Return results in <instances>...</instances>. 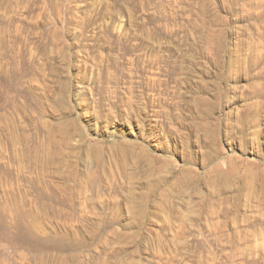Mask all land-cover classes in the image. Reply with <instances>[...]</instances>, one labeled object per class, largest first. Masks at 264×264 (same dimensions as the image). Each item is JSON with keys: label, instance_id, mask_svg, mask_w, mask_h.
Here are the masks:
<instances>
[{"label": "rangeland", "instance_id": "374dc122", "mask_svg": "<svg viewBox=\"0 0 264 264\" xmlns=\"http://www.w3.org/2000/svg\"><path fill=\"white\" fill-rule=\"evenodd\" d=\"M0 264H264V0H0Z\"/></svg>", "mask_w": 264, "mask_h": 264}]
</instances>
